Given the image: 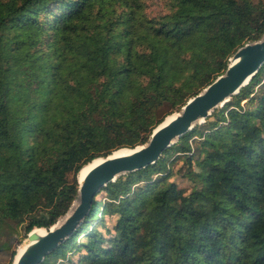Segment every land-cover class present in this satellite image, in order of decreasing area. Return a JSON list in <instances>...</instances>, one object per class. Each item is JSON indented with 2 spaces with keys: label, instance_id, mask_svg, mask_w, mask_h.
<instances>
[{
  "label": "trees",
  "instance_id": "1",
  "mask_svg": "<svg viewBox=\"0 0 264 264\" xmlns=\"http://www.w3.org/2000/svg\"><path fill=\"white\" fill-rule=\"evenodd\" d=\"M263 32V0H0L5 264L74 203L78 170L145 143ZM39 264H264V61Z\"/></svg>",
  "mask_w": 264,
  "mask_h": 264
},
{
  "label": "water",
  "instance_id": "2",
  "mask_svg": "<svg viewBox=\"0 0 264 264\" xmlns=\"http://www.w3.org/2000/svg\"><path fill=\"white\" fill-rule=\"evenodd\" d=\"M263 61L264 32L259 39L239 46L229 57L225 70L198 93L189 97L180 111L173 112L174 115L170 119L164 123L162 120L155 126L145 143L133 148L124 147L123 152L116 154L112 151L89 167L80 178L78 170L75 205L71 207V203L60 222L57 219L47 229L42 227L44 231L40 235L35 233L32 227L23 240L26 242L25 247L16 258L14 253L10 264H39L49 251L79 225L100 187L120 173L133 171L154 162L164 148L195 122L202 121L214 107L221 105L246 83Z\"/></svg>",
  "mask_w": 264,
  "mask_h": 264
},
{
  "label": "bare ground",
  "instance_id": "3",
  "mask_svg": "<svg viewBox=\"0 0 264 264\" xmlns=\"http://www.w3.org/2000/svg\"><path fill=\"white\" fill-rule=\"evenodd\" d=\"M174 114H172V115H170L171 117L173 116ZM170 116H168V117H166V119L162 122V123H164V122H166L168 119H170L171 117ZM168 118V119H167ZM125 149L124 148H122V149H119V150H117V151H115V152H113V154H116V153H119V152H123ZM101 158H98L97 160H94L93 162H91L90 164H88V165H86V166H84V167H82L80 170H79V172H78V177L80 178L83 174H84V172L89 168V167H91L92 165H94L95 163H97L99 160H100ZM75 203H76V200L74 201V203L71 205V207L72 206H74L75 205ZM63 219V217L61 218V219H59L58 220V222H60L61 220ZM37 227H35V228H33L32 230L35 232V233H37L38 235H40L44 230L43 229H36ZM23 243H22V245L20 246V247H18V251H17V253L14 255V258H16L19 254H20V252L23 250V248L25 247V245H26V242H24V241H22Z\"/></svg>",
  "mask_w": 264,
  "mask_h": 264
},
{
  "label": "rangeland",
  "instance_id": "4",
  "mask_svg": "<svg viewBox=\"0 0 264 264\" xmlns=\"http://www.w3.org/2000/svg\"><path fill=\"white\" fill-rule=\"evenodd\" d=\"M263 2H264V0H263ZM171 117V116H170ZM169 118V117H168ZM167 118V119H168ZM197 167V166H196ZM43 229V228H42ZM44 230V229H43ZM25 238V237H24ZM24 238L21 240V242L24 240ZM20 242V243H21ZM19 243V244H20ZM23 243V242H22ZM21 243V244H22ZM20 244V245H21ZM18 245V244H17ZM16 245V246H17ZM17 250V249H16ZM7 259H8V256H7V251L6 250H0V264H5L6 262H7Z\"/></svg>",
  "mask_w": 264,
  "mask_h": 264
}]
</instances>
